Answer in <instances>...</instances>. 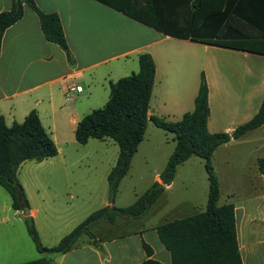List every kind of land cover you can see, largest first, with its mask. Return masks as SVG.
I'll return each instance as SVG.
<instances>
[{
	"label": "crops",
	"instance_id": "obj_1",
	"mask_svg": "<svg viewBox=\"0 0 264 264\" xmlns=\"http://www.w3.org/2000/svg\"><path fill=\"white\" fill-rule=\"evenodd\" d=\"M14 1L0 0V14L10 11ZM34 2L41 13L59 16L69 52L46 39L39 14L25 6L23 18L0 38V118L11 126L15 122L22 123L30 112L36 110L43 126L55 139L57 156L62 151L61 144L69 147L73 142L72 137L62 142V134L75 136L78 123L103 102L102 93L104 97L108 91L110 94V84L139 71V56L143 53L150 54L156 64L149 117L178 121L192 112L203 76L209 87L211 114L208 129L211 133H233L252 120L264 101V76L252 70L250 59L251 56L264 58V55L222 46L215 40L195 38L205 20L201 12L204 7L194 8V0ZM223 10V4H218L216 12ZM134 11L153 17L158 25L151 26L127 15ZM248 28L245 22L228 20L222 37L230 34V37L243 41ZM216 30V26L210 27L203 36L214 37ZM227 55L234 62L228 63L224 59L222 63L225 64L221 67L218 59ZM254 65L259 66L258 63ZM72 84L81 87V91L68 101L65 94ZM230 104L233 106L229 107ZM45 119L48 126H45ZM263 129L264 125L230 143L250 138V142L261 144L262 138L257 134ZM229 144L219 147L215 154ZM57 156L38 163L54 160ZM259 159L252 163L257 182L252 184L253 189L245 198L238 197L234 204L243 264H264V175L258 168ZM28 162L31 161L20 167L18 179ZM63 165H68L67 160ZM58 176L37 177V186L44 189V197L51 186L54 187L53 181ZM160 177L157 175L155 182L162 183ZM172 187L173 182L166 186V190ZM85 189L83 186L82 191ZM69 190L75 189L70 185ZM77 193L81 195V192ZM107 206L111 207L110 202ZM55 207L56 217L37 207L30 211L41 242L47 248L57 246L91 215L85 213L83 204L78 212L74 206L69 211ZM104 224L107 223L94 228V240L85 236L70 252L51 254L35 251L26 236L27 229L22 225L18 228L0 222V264H24L41 258L51 260V264H142L149 258L144 243L151 248L152 259L172 264L171 254L156 231L161 224L142 225L125 233L99 236V228Z\"/></svg>",
	"mask_w": 264,
	"mask_h": 264
},
{
	"label": "trees",
	"instance_id": "obj_2",
	"mask_svg": "<svg viewBox=\"0 0 264 264\" xmlns=\"http://www.w3.org/2000/svg\"><path fill=\"white\" fill-rule=\"evenodd\" d=\"M218 4H223L222 12H216ZM25 6L39 14L46 39L69 52L59 16L41 13L34 0H15L10 11L0 14V38L9 27L23 18ZM193 7H204L201 12L205 20L202 28L197 30L195 38L210 42L215 40V43L222 46L264 55V0H194ZM127 15L151 26L158 25L153 17L142 12L134 11ZM232 19L236 22H245L249 27L243 41L230 37L232 36L230 34L222 37L225 23ZM213 26L217 28L215 36L204 37L206 29ZM155 77L156 64L153 57L148 53L141 54L139 71L110 84L107 103L104 107L93 110L78 123L75 138L81 145L92 139H111L118 145L117 164L108 176L113 199L121 180L130 169L133 157L145 139L149 121L153 122L157 127L173 133L176 142L175 149L160 177L162 183L155 182L127 208L107 206L95 211L53 248L43 246L33 218L26 217L29 236L38 252L66 254L76 248L83 237L87 236L94 240L93 230L102 223L115 224L119 218L137 219L145 216L163 195L166 186L174 181L177 168L191 157L197 156L205 161L209 176L207 208L193 216L159 225L156 227L159 239L170 252L172 264H243L237 235L235 205L220 204L221 186L213 158L219 147L238 140L264 125V101L252 120L239 126L233 133H211L208 129L211 114L209 87L205 77H202L194 110L176 122L158 116L149 117ZM57 155L55 139L43 126L36 110L30 112L22 123L15 122L11 126L6 124L3 117L0 118V186L9 193L14 210L23 212L24 208L29 206L18 179V171L23 163L42 162ZM258 168L264 175V157L258 160ZM144 248L149 258L142 264H163L151 258L152 250L146 243ZM24 264H51V260L41 258Z\"/></svg>",
	"mask_w": 264,
	"mask_h": 264
},
{
	"label": "rangeland",
	"instance_id": "obj_3",
	"mask_svg": "<svg viewBox=\"0 0 264 264\" xmlns=\"http://www.w3.org/2000/svg\"><path fill=\"white\" fill-rule=\"evenodd\" d=\"M224 59L228 63L234 62L229 55L219 57L221 67L225 64L222 63ZM250 59L252 70L256 74L264 76V58L251 56ZM241 61L243 62V59ZM247 62L248 59L246 64H248ZM254 63H258L259 66L256 67ZM101 97L103 102L98 103L96 109L105 106L104 98H107L108 101L109 91L106 97L103 93ZM232 106L229 105V107ZM166 120L176 122L175 120ZM47 124L45 119V126H48ZM258 133L257 136L262 138L261 144L250 142V138H246L242 142L228 143L230 146L222 148L214 154L213 165L221 186L220 204H236L237 198H245L253 189L252 184L257 182L252 163L257 158L264 157V129ZM67 137H72L73 142L69 144V147L66 144H61L62 151L57 158L43 164L35 161L28 162L20 171L19 181L27 197L30 211L33 207H37L42 212L44 210L49 211L56 217L57 208L55 206H60L67 211L70 210L71 206H74L78 212L80 205L83 204L86 214H92L104 208L108 202H110L111 207L127 208L151 188L157 175H162L176 146L173 133L167 132L151 122L145 139L133 157L127 175L121 180L117 194L112 199L108 176L117 164L118 145L111 139H92L88 145H80L75 136H70L68 133L62 134V142H66L65 138ZM66 160L68 165L64 166ZM55 175H59L57 179L52 180L55 185L54 187L51 186V190L47 191L49 193L44 197V189L37 186V177L42 179L51 178ZM70 185L73 186L74 191L69 190ZM83 186L86 187L84 192L82 191ZM209 187L205 161L193 156L177 168L173 187L170 190H165L145 216L137 219L119 218L115 225L104 224L103 227L100 226L99 231L97 230L98 235L121 234L137 226L163 224L193 216L206 210ZM54 191H56L55 194ZM77 192H81V195ZM60 216L63 217L64 214H60ZM55 221L58 222V220ZM0 222L5 223L6 226L16 225L18 228L19 225H22L27 229L26 216L23 212H15L9 193L1 186ZM26 236L37 251L29 237L28 230Z\"/></svg>",
	"mask_w": 264,
	"mask_h": 264
},
{
	"label": "built area",
	"instance_id": "obj_4",
	"mask_svg": "<svg viewBox=\"0 0 264 264\" xmlns=\"http://www.w3.org/2000/svg\"><path fill=\"white\" fill-rule=\"evenodd\" d=\"M79 91H81V87L75 84L70 85L68 89L66 90V94H65L66 99L68 101H72L74 99V94Z\"/></svg>",
	"mask_w": 264,
	"mask_h": 264
},
{
	"label": "water",
	"instance_id": "obj_5",
	"mask_svg": "<svg viewBox=\"0 0 264 264\" xmlns=\"http://www.w3.org/2000/svg\"><path fill=\"white\" fill-rule=\"evenodd\" d=\"M23 213L26 217L30 216V209L29 207H25L24 210H23Z\"/></svg>",
	"mask_w": 264,
	"mask_h": 264
}]
</instances>
